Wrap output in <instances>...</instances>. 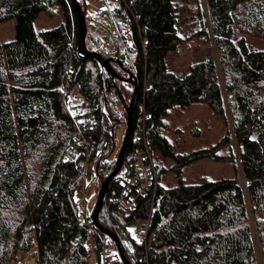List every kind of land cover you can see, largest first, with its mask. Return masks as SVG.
<instances>
[{
  "label": "trees",
  "instance_id": "obj_1",
  "mask_svg": "<svg viewBox=\"0 0 264 264\" xmlns=\"http://www.w3.org/2000/svg\"><path fill=\"white\" fill-rule=\"evenodd\" d=\"M196 4V36L205 39L209 53L179 76L167 64L183 43L175 0H114L98 15H89L81 0L87 49L112 59L121 78L134 75L137 83L132 137L99 221L118 237L132 264H264V50L246 40L264 38V0ZM58 10L64 18L58 27L36 31L42 14ZM11 20L15 39L0 45V264H11L34 240L38 264H89V226L80 219L76 196L85 176L80 161L96 164L101 182L115 170L121 94L96 60L80 54L71 0H0V23ZM127 28L131 40L123 36ZM122 83L128 101L134 87L126 90L131 83ZM62 86L68 92L78 87L88 105L67 110ZM197 104L228 130L215 146L180 153L162 132L165 119L172 110ZM145 144L173 162L169 171L178 184H160L127 212L120 199L137 171L134 153ZM226 147L229 156L220 154ZM237 157L246 188L238 178H202L197 184L183 179L198 161L236 163ZM156 166L163 181L166 169L158 161ZM138 220L149 224L145 241L130 235ZM94 228L97 264H105L103 244L113 241Z\"/></svg>",
  "mask_w": 264,
  "mask_h": 264
},
{
  "label": "rangeland",
  "instance_id": "obj_2",
  "mask_svg": "<svg viewBox=\"0 0 264 264\" xmlns=\"http://www.w3.org/2000/svg\"><path fill=\"white\" fill-rule=\"evenodd\" d=\"M177 4V28L179 34L183 38V43L180 45L175 53H172L167 58V64L169 70L176 73L179 76L187 74L189 67L192 63L204 60L208 57L209 47L204 38L196 36L198 31V25L196 24L195 14L197 11L196 0H175ZM81 3V0H80ZM83 3L87 6V13L89 15H98L108 6L114 5V0H83ZM82 6V5H81ZM203 8L206 9V5L203 3ZM64 18L61 12L58 10L54 16H48L42 14L35 22V29L38 32L48 31L58 27ZM15 20L0 23V45L3 43L11 42L15 39ZM247 42L260 50H264V38L259 36H246ZM119 92L121 94V102L118 109L120 112L119 124L115 130L116 137V150L111 158L112 161L118 159V154L124 142L127 132V119L128 115L125 109L130 104L125 100L122 91L123 84L115 79ZM127 83H125L126 85ZM134 87L132 84L124 86L126 90H131ZM225 122L214 115L212 111L203 104L193 105L185 109L172 110L169 116L165 119L164 126L162 128L163 134L169 139V141L175 146L180 153H191L204 148L215 146L224 137L227 131ZM232 148L236 154L237 148L232 143ZM221 155L229 156V148L226 147L220 151ZM78 156V154H77ZM70 157L68 152L65 158ZM155 164L156 161L160 162L166 169V175L161 181V184L167 188L175 187L178 184V179L175 174L170 172V168L173 165L171 160H165L161 158L157 153H154ZM240 162L237 157L236 163H223L214 162L210 159H203L198 161L185 170L184 181L187 184L200 183L202 178H208L211 180L219 179H234L240 180V185L247 183L242 179L240 173ZM85 176L80 188L77 191V198L80 201L81 213L89 218L93 214L98 200L99 191L101 189L102 182L99 178V170H97L96 164H85ZM244 184V185H245ZM145 220H138L130 228L129 232L136 240L142 238V227L146 226ZM108 245L110 247H108ZM257 245L258 259L260 258V248ZM107 251L113 254L112 261H107V264H116L115 254H118L117 248L112 243H106ZM21 253V252H20ZM20 253L13 260H18ZM98 253L95 251V257L93 260L98 259ZM128 257V256H127ZM12 260V261H13ZM90 254L88 256V263L90 261ZM11 261V262H12Z\"/></svg>",
  "mask_w": 264,
  "mask_h": 264
},
{
  "label": "built area",
  "instance_id": "obj_3",
  "mask_svg": "<svg viewBox=\"0 0 264 264\" xmlns=\"http://www.w3.org/2000/svg\"><path fill=\"white\" fill-rule=\"evenodd\" d=\"M123 36L127 40H131L133 38L132 32L128 28L125 29ZM69 88L70 87L68 86L60 87V90L66 93L65 105L67 110H71V108L73 107H82L88 105L87 100L81 94L78 87H74L68 92L67 90ZM140 108L143 109V106H141ZM82 143L83 142H81V145ZM133 157L137 171L133 177L128 178V181L126 182V188L120 199V203L123 210L127 212L130 210H134L137 207L138 197L147 196L152 191H155L156 188L161 184L159 172L155 164L154 153L148 145L145 144V147L138 149L134 153ZM87 163V161H80V165L82 166H85V164ZM80 219L85 221L89 226L88 237L85 243L91 259L89 261V264H97L98 259L93 260L96 251V242L93 238V234L96 233V229L94 228V222L91 218H88L85 213L81 216ZM148 228V223L146 226L142 227L143 235L141 239L144 241L148 238ZM130 235L132 234L130 233ZM105 244L106 243L103 244L102 258L104 259V263L107 264L106 260L109 262L112 261L113 254L107 251V247L105 246ZM110 246L108 245V247ZM38 250V244L36 240H34L33 246L30 248V250L26 252H21L18 260H13L11 264H38L36 260V253H38ZM130 250L131 252L133 251L132 248H130Z\"/></svg>",
  "mask_w": 264,
  "mask_h": 264
},
{
  "label": "water",
  "instance_id": "obj_4",
  "mask_svg": "<svg viewBox=\"0 0 264 264\" xmlns=\"http://www.w3.org/2000/svg\"><path fill=\"white\" fill-rule=\"evenodd\" d=\"M71 1H72L73 5H74L75 11H76V15H77V18H78V21H79V41H78L79 44H78V49H79L80 54L82 56L86 57V58H92V59L96 60L117 81H119V82H128V83H131L134 86L133 96H132L130 104H129L128 108H127V115H128L127 132H126V136H125L124 142L122 144V147L120 149V152L118 154L116 168L110 174V176H108L102 182L101 189H100L99 195H98V200H97V203H96V207L94 209L93 214L90 216V218L94 222L95 227L100 232H102L104 235L110 237L111 240L114 242L122 264H132L131 261L129 260V258L127 257V255H126V253H125V251L123 249V246H122L120 240L118 239V237L114 233H112L111 231H109L108 229L104 228L101 225V223L99 221V215H100V213H101V211L103 209V206H104V201H105V197H106V194H107L108 187L110 186L111 182L119 174L122 173V169H123V166H124V161H125L127 148L129 146V143H130V140H131V137H132V131H133V110H134V106H135V99H136V93H137V83L134 80V75H130L129 79L121 78L115 72V70L113 69V67L111 65L112 62H114L112 59H105L102 55H100L98 53L90 52L87 49L86 37H87V33H88V28H87V23H86L85 10L81 6L80 0H71ZM205 11H206L207 19H208V22H209V15H208V11H207V6H206ZM120 65H121V63H120ZM241 176H242V173H241ZM242 179H243V176H242ZM244 184L241 185V186L243 188H246V184L245 185Z\"/></svg>",
  "mask_w": 264,
  "mask_h": 264
}]
</instances>
